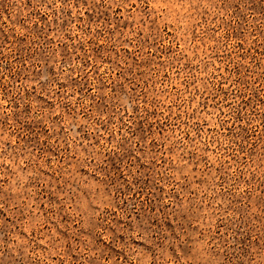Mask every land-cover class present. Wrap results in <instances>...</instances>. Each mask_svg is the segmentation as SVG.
I'll return each instance as SVG.
<instances>
[{
    "label": "rangeland",
    "instance_id": "obj_1",
    "mask_svg": "<svg viewBox=\"0 0 264 264\" xmlns=\"http://www.w3.org/2000/svg\"><path fill=\"white\" fill-rule=\"evenodd\" d=\"M0 264H264V0H0Z\"/></svg>",
    "mask_w": 264,
    "mask_h": 264
}]
</instances>
